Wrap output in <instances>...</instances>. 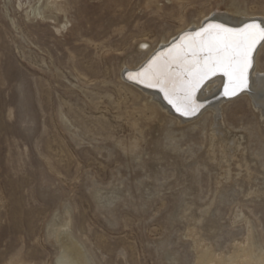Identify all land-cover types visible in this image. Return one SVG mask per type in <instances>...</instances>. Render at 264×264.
I'll return each instance as SVG.
<instances>
[{
  "label": "rangeland",
  "instance_id": "rangeland-1",
  "mask_svg": "<svg viewBox=\"0 0 264 264\" xmlns=\"http://www.w3.org/2000/svg\"><path fill=\"white\" fill-rule=\"evenodd\" d=\"M233 7L262 15L264 0H0V264H57L62 228L90 264H196L194 238L228 256L250 232L264 255L250 96L223 105L225 158L210 110L178 121L123 78Z\"/></svg>",
  "mask_w": 264,
  "mask_h": 264
},
{
  "label": "snow or ice",
  "instance_id": "snow-or-ice-1",
  "mask_svg": "<svg viewBox=\"0 0 264 264\" xmlns=\"http://www.w3.org/2000/svg\"><path fill=\"white\" fill-rule=\"evenodd\" d=\"M264 42V24L252 22L232 28L222 23L207 22L194 32L179 38L166 52L154 55L128 78L158 87L165 98L184 116L196 114L195 93L217 73L227 77L224 96L247 94L264 96V78L252 77L253 51Z\"/></svg>",
  "mask_w": 264,
  "mask_h": 264
},
{
  "label": "bare ground",
  "instance_id": "bare-ground-1",
  "mask_svg": "<svg viewBox=\"0 0 264 264\" xmlns=\"http://www.w3.org/2000/svg\"><path fill=\"white\" fill-rule=\"evenodd\" d=\"M54 9H58V8L54 6ZM37 13H40V12H37ZM198 19L199 20H197L196 22L187 23L186 25L182 26L179 30H177V32L172 34V36L181 31L183 32V31L193 30V29L202 27V25L205 24L207 20H211L210 22L222 23L232 28H238V26H240L246 21H254L256 23L264 24V13H262L261 15L257 12L246 11L240 7H233L229 9L228 13L226 12H224L223 14L213 13L211 15L205 14V15H202ZM175 39L173 37L171 38V36H168L165 39H162L161 40L162 44L159 45L158 49L164 48L165 46L169 45L170 42L174 41ZM175 43H179V39ZM173 44H171V46ZM142 45L146 46V43L143 42ZM263 46H264V42H259L256 46L257 48L255 50V54L253 55L254 69L252 70L251 75L257 80L264 78V62L263 64H258V55L261 49L263 48ZM158 49L156 50H151V48L147 49L146 55L143 58L145 60L141 62L137 67L136 65L134 67L129 66L127 69L128 70H138L140 67L146 65L147 62L149 61L148 59ZM166 50H167L166 48L161 51L159 50L158 53H161L162 51L166 52ZM261 72H262V75H261ZM127 77H128V74H127ZM227 82H228L227 77H225L222 73H217L215 76L208 79L206 83L204 82L205 84L203 83L204 85L201 88H199L197 92L195 93V100L197 104H200L202 106L203 104H201L200 101H205L206 106L202 109L200 108L199 109L200 111H198L196 115L195 114L191 115V116H194L192 118H190L191 116H184V115H181L179 112H177L173 104H170L168 102V99L165 98L164 93L161 92L158 87H152V88H156L158 90L157 92V91H153L149 89H144L143 87H140L132 82H129V83L132 84L133 86H136L137 88L142 89L144 92L149 93L152 97H154L158 101L159 105L162 108L166 109L169 113H171L178 121H189V120H192L193 118L197 119L198 117L203 115L205 109H208L207 111L210 110L209 111L210 119L208 121L210 146L213 147L217 143L219 152L221 153L223 157L227 158L228 154L225 152L227 145L221 139L222 129L225 125V119L227 118V115H228L224 113L223 105L227 103L235 102L243 94L241 93L231 98L224 96L223 94L224 86ZM141 84H145V83H141ZM222 85H224L223 88H222ZM249 102L250 104L254 105V107L259 111V114L264 116V96L256 95L255 97H250ZM229 145H228V148L230 149ZM227 177H228V171H227L225 178ZM56 238L61 243V251L56 258L57 264H90L87 260V257L84 255L82 249L78 246V244L73 240V238L64 228H62L61 230L57 229ZM244 242L245 243H242V242L235 243L233 245L231 253L228 256H225V255L218 256L213 252L212 249H210V247L206 246V244L202 243L200 240L194 238V244L197 246L196 247L197 249L196 250V254H197L196 264H230L232 262H238L239 264H264V255L262 251L263 248L261 244L254 243L253 235L251 232L247 233V236Z\"/></svg>",
  "mask_w": 264,
  "mask_h": 264
},
{
  "label": "water",
  "instance_id": "water-1",
  "mask_svg": "<svg viewBox=\"0 0 264 264\" xmlns=\"http://www.w3.org/2000/svg\"><path fill=\"white\" fill-rule=\"evenodd\" d=\"M252 22H254V21H246V22H244L243 24H241L240 26H238V28L239 27H243L245 24H247V23H252ZM147 62V61H146ZM141 68V67H140ZM139 68V69H140ZM138 69V70H139ZM137 71V70H136ZM126 77H127V75H126ZM128 78V77H127ZM129 79V78H128ZM130 80V79H129ZM133 81V80H132ZM133 83L134 84H136V85H138V86H140V87H143L144 89H149V90H153V91H157L158 92V90L156 89V88H152V87H148L147 85H145V84H141V83H139V82H135V81H133Z\"/></svg>",
  "mask_w": 264,
  "mask_h": 264
}]
</instances>
